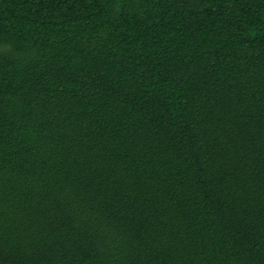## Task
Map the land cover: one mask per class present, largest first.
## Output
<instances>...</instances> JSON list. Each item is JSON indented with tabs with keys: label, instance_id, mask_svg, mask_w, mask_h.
Returning <instances> with one entry per match:
<instances>
[{
	"label": "trees",
	"instance_id": "1",
	"mask_svg": "<svg viewBox=\"0 0 264 264\" xmlns=\"http://www.w3.org/2000/svg\"><path fill=\"white\" fill-rule=\"evenodd\" d=\"M0 264H264V0H0Z\"/></svg>",
	"mask_w": 264,
	"mask_h": 264
}]
</instances>
